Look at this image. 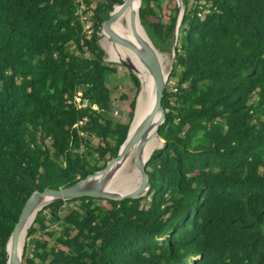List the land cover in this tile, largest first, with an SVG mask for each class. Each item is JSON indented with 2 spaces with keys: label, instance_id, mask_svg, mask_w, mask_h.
Listing matches in <instances>:
<instances>
[{
  "label": "trees",
  "instance_id": "16d2710c",
  "mask_svg": "<svg viewBox=\"0 0 264 264\" xmlns=\"http://www.w3.org/2000/svg\"><path fill=\"white\" fill-rule=\"evenodd\" d=\"M181 1L149 189L48 203L27 236L46 228V209L61 228L43 232L37 261L26 262L264 264V0ZM121 2L0 0V264L29 195L101 169L126 138L141 81L128 71L139 89L127 119L115 120L108 81L116 68L98 43ZM160 2L136 5L153 45L170 49L179 9ZM100 39L118 61L110 37ZM65 202L78 205L60 215Z\"/></svg>",
  "mask_w": 264,
  "mask_h": 264
},
{
  "label": "water",
  "instance_id": "95a60500",
  "mask_svg": "<svg viewBox=\"0 0 264 264\" xmlns=\"http://www.w3.org/2000/svg\"><path fill=\"white\" fill-rule=\"evenodd\" d=\"M178 5V17L176 19V26L174 30V36H173V43H172V62L174 60V48L176 45V39H177V33H178V26L180 24L182 14H183V5L181 3V0H176ZM132 0H122L121 3L115 4L114 8L110 11L109 17L102 22L100 32L105 30L108 32L112 39L120 42L124 45H126L128 48H130L135 54L138 55V57L143 61L144 65L148 68L152 80H153V99H152V106L151 110L148 114V116L141 122L139 127L135 132L129 133L130 131V125L128 127L127 135L123 143L120 145L118 152L116 156L111 157L105 164L104 167H102L99 170H96L92 172L91 174H88L84 178L70 184L67 186H61L56 189L52 188H45L42 191L40 190H34L29 197L26 199L21 212L18 216V220L16 221L12 232L6 242V263L7 264H21L22 259V252H23V246L22 245L20 254L18 253V240L19 235L21 233V230L26 223L28 217L33 213L34 211V217L37 215V213L47 204L43 206H38L39 197L46 196L51 197V201L56 200H69V199H76L81 197H91L96 199H112V200H122L125 198H137L140 196H143L147 190L150 187L149 183V175L146 172V162H143L140 159V152L143 145V142L146 137L147 131L153 126L154 123H156V130L155 134L160 139V145L158 147H161L163 144V139L158 134V127L163 123L165 119V110L162 106V97H163V91L166 85V81L168 79V76L170 74L171 68L169 71H167L165 74L162 71L160 58H159V50L153 45L150 38L148 40L140 37L135 29V26L133 25V38H127L120 36L116 32L112 31L109 27V24L111 21H113L119 13H121L128 5H130ZM135 19V15H134ZM136 19L138 22H140V5L138 7L137 13H136ZM142 25V24H141ZM143 27V26H142ZM99 32V33H100ZM148 36V35H147ZM99 40V37H98ZM99 42V41H98ZM101 47V46H100ZM123 65L127 66L132 72H134L133 68L130 66L127 62H122ZM135 73V72H134ZM160 114L157 120L153 122L154 117ZM90 134L87 135V142H89ZM137 141L138 143V151H137V158L136 163L138 166V169L141 172V182L140 184L133 190H130L128 192L119 193L118 191H110L107 190L106 184L109 178V175L107 173V170L110 168V166L116 161L119 160ZM157 147V148H158ZM49 202V203H50ZM54 214V212H52ZM28 225V227L32 224ZM28 229V228H27ZM27 229L25 234L27 233Z\"/></svg>",
  "mask_w": 264,
  "mask_h": 264
},
{
  "label": "bare ground",
  "instance_id": "6f19581e",
  "mask_svg": "<svg viewBox=\"0 0 264 264\" xmlns=\"http://www.w3.org/2000/svg\"><path fill=\"white\" fill-rule=\"evenodd\" d=\"M137 3L140 4L141 0H132L131 4L128 5L121 13H119L118 16L113 21H111V23L109 24V27L112 31L116 32L120 36L131 39L133 38V35H134L133 33V25H134L137 34L140 37L148 40L146 31L136 19V13L138 10L137 5H136ZM134 15H135V19H134ZM101 35H102V39L104 35H108L110 37V39L112 40L114 44V48L119 56V60H118L115 56L112 55L118 61H115L112 59L111 60L118 62V63H122L123 61L129 63L130 66L133 68L136 76L141 81V87L139 90V92L140 91L141 92H140V95L138 93L139 95L138 102L136 99L134 117L131 121L130 130H129L130 131L129 133L131 134L132 132H135L137 130L141 122L148 116L151 110L152 99H153L152 76L148 68L144 65L143 61L130 48H128L126 45L120 42L113 40L111 35L105 30L101 31L99 35V43L101 44H102L101 39H100ZM103 43L105 44L106 48L109 50L104 39H103ZM103 46L102 48L105 50L104 48L105 46L104 47ZM158 55H159L160 63H161V60L163 59L162 58L163 55L161 53H159ZM106 56L108 57L107 52H106ZM161 68H162L163 73L165 74L166 70H165V67L162 66V64H161ZM159 116L160 114H157L154 117L153 122H155V120H157ZM155 130H156V123H154L153 126L146 133V137H145V140L143 142L141 152H140V159L143 162H146L149 159V157H151L150 155L152 151L160 145V139L155 134ZM138 142L139 141H137L119 160H116L107 170V173L109 175V178L106 184L107 190L118 191L119 193H124V192H128L130 190L135 189L140 184L142 176H141V172L138 169V166L136 163L137 151H138L137 146L139 144ZM50 201H51V197L41 196L39 197L37 207L43 206L49 203ZM34 211L28 217L19 235V240H18V253L19 254H20L22 245L25 240L26 229L28 228V225L33 220Z\"/></svg>",
  "mask_w": 264,
  "mask_h": 264
},
{
  "label": "rangeland",
  "instance_id": "374dc122",
  "mask_svg": "<svg viewBox=\"0 0 264 264\" xmlns=\"http://www.w3.org/2000/svg\"><path fill=\"white\" fill-rule=\"evenodd\" d=\"M181 3H182V1H181ZM160 5L163 7H165L166 5H169V0H161ZM80 11H81V9L79 10V12ZM89 25H90V22L88 20H85V27L88 28ZM99 45H100V43H99ZM101 48H102V46H101ZM158 50L163 55V57H162L163 59L161 60V64L163 67H165V70L167 72L170 70L171 65H172V46L170 49L163 48V49H158ZM103 51H104V60L108 63H112V65L116 68V72L109 76V81H108V84L112 90L111 115L115 120L124 121L127 119L126 117H127V113H128V102L132 96L137 95V91H138L139 87H136L133 84V82L129 79V72L128 71L130 69L127 66L123 65L122 63L106 60L105 50L103 49ZM172 84H173L172 81H169V87L172 86ZM122 93H126V95L128 96L127 99L123 100L119 97V95ZM76 205H78V202H65L62 205L60 215L66 213L71 208L76 207ZM44 215L46 218H49V220H50V222L45 223L46 228L43 229V228H40L39 226H37V230L33 234L27 236V233H26V235H25L23 252H22V255H24V257H22V259H21V264H22V262H23V264L24 263L30 264V263L25 261L26 258L27 259L28 258L33 259L35 262L37 261V259L35 257V250L37 247L36 244H37V242L43 241V232H45L46 230L56 232V234H54V236H53V237H55L61 228L59 222H57L55 220V214H52L50 209H46L44 211ZM50 217H51V219H50ZM53 237H52V240L54 239ZM51 242L49 244H51Z\"/></svg>",
  "mask_w": 264,
  "mask_h": 264
},
{
  "label": "built area",
  "instance_id": "2783aa9c",
  "mask_svg": "<svg viewBox=\"0 0 264 264\" xmlns=\"http://www.w3.org/2000/svg\"><path fill=\"white\" fill-rule=\"evenodd\" d=\"M81 123V122H80ZM81 134H82V132H81Z\"/></svg>",
  "mask_w": 264,
  "mask_h": 264
}]
</instances>
